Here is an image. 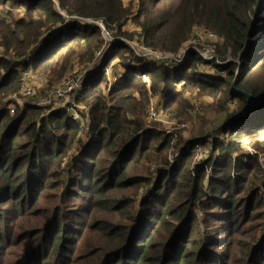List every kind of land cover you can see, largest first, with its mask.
Returning <instances> with one entry per match:
<instances>
[{
  "label": "trees",
  "instance_id": "trees-1",
  "mask_svg": "<svg viewBox=\"0 0 264 264\" xmlns=\"http://www.w3.org/2000/svg\"><path fill=\"white\" fill-rule=\"evenodd\" d=\"M130 19L136 40L145 47L184 53L166 67L135 56L126 45L133 37L122 30ZM96 21L102 22L111 42L92 24ZM194 27L221 40L223 64H212L216 74L205 70L209 63L196 47H185ZM226 55L235 62L228 63ZM71 58L86 70L75 100L87 109V123L80 127L65 111L44 116L47 107L32 103L12 116L4 117L0 110V204L21 215L30 200L41 201L46 181L55 175L56 187L65 186L69 198L80 202L76 218L92 209L123 213L138 202L121 243L106 254L119 260L102 264H223L222 253L226 260L235 245L228 238L240 230L254 206L264 209V201H256L260 190L235 200L252 190L254 170L241 139L264 133V99L242 113L246 99L239 92L256 97L264 91V0H139L135 14L120 0H0V103L23 84L27 71L50 80L62 78ZM114 60L121 62L122 72L106 92L105 71ZM177 85L184 92L211 91L204 94L212 97L222 89L234 109L219 130L188 139L171 163L167 150L172 136L160 139L146 128L142 112L137 120L128 119L124 104L133 90L145 92V97L160 92L167 109L182 100ZM72 145L74 154L64 161ZM198 149L207 150V157L192 168ZM17 151L22 154L17 156ZM262 185L264 189V180ZM134 192L135 200L130 197ZM116 193L123 198H114ZM210 206L214 210L206 214L204 208ZM200 208L202 216H197ZM237 208H245L246 214ZM59 219L61 226H52L54 233L46 240L51 244L48 260L55 262L43 264H65L68 231L75 229L66 225L64 216ZM7 220L0 211V224ZM250 245L251 258L264 248V235ZM246 249L239 248L240 254ZM39 257L20 255L19 260L39 264ZM263 263L261 256L257 264Z\"/></svg>",
  "mask_w": 264,
  "mask_h": 264
},
{
  "label": "rangeland",
  "instance_id": "rangeland-1",
  "mask_svg": "<svg viewBox=\"0 0 264 264\" xmlns=\"http://www.w3.org/2000/svg\"><path fill=\"white\" fill-rule=\"evenodd\" d=\"M120 1L124 6H131L132 12L135 14L139 0ZM200 29L201 28L198 27L193 28L192 34L185 47L187 45L196 47L195 50L209 63L208 66L204 67L205 70L216 74L217 71L212 64H223L220 62L221 55L224 54L221 40L213 42L204 37L203 34L197 36L196 33L199 32ZM122 30L131 34L133 37L129 42H126V45L130 47L131 45L137 44V35L133 33L136 31H132L125 26ZM183 51L184 49H181L177 54H173L174 57L179 58L184 53ZM157 54L165 55L166 53L160 52ZM170 55L173 58V55ZM225 57L228 59V63H230V61L233 63L235 62L230 56L226 55ZM120 63L114 60L105 71L106 83L104 86L106 89L104 90H106V92L107 89H110L112 85L116 83V79H118L122 72L119 66ZM236 66L238 67V65ZM85 71L84 66L74 58H71L69 68L62 78L50 80L49 77L44 75H37L27 71L28 76L23 78L22 85L31 89V95L26 96L23 93L22 85H20L16 91L2 99L0 110L3 111L4 117L12 116L8 112L9 106L15 108L14 114H16L26 103L35 104L45 102L52 97L54 90L65 79L82 77ZM237 72L238 68L236 74ZM219 74L223 78L226 77L225 72ZM234 84L235 80L231 84L232 90L235 87ZM181 88L182 85L176 86V91L180 94L182 100L179 99L172 102L171 106L167 109L164 107L165 96L160 92L152 95L148 90L146 97L145 92H139L137 90L131 91L126 104H124V106L129 109V114L126 115L128 119L135 121L142 112L143 123L146 128L150 129L152 132L159 133L160 139L164 136H172L170 138V146L167 150L171 163L175 161V158L179 157L180 147L184 145L188 139H191L192 136H199L204 130H219L220 124L226 117V114L232 112L234 109L233 102L225 101L226 95L222 89L216 91V95L212 97L211 95L204 94L211 91L203 92L202 90L190 88L184 92V90L181 91ZM77 91L78 90L57 98L59 102L46 106L47 110L44 112V116L51 114L53 111H65L73 116L74 120L80 124V127L84 128L88 118L87 109L76 102L75 98ZM106 92L104 96H106ZM145 99H147L148 103L146 105H144ZM156 104L160 106L158 117L149 119L147 116L149 106H155ZM241 141L243 152L249 157H253L252 164L254 165V170L250 173L252 190L236 197L235 200L237 201L241 197L246 199L247 197L245 196L250 194L251 191L260 190L261 194L256 199L259 203L264 201V189L262 185L264 180V133L259 132L255 134L254 137H249L248 139L242 138ZM74 148L75 147L72 145L64 161L72 158ZM17 154V156H20L22 152L17 151ZM4 157L6 158V155H4ZM206 157L207 150H204V153H202L201 149H198L193 157L192 168ZM53 167H57V164H54ZM208 173L209 167L206 168L205 175ZM192 176H195V173ZM57 181V176L52 175L45 183L41 201L35 204L34 200H30L26 210L19 216L10 213L9 210L11 206H9V204H0L1 214L8 218L6 225L0 224V233L3 237V241L0 242V261H4L3 264H27L21 259L19 260L20 255H26L32 259L40 256L37 259L39 264L55 262L53 258L48 260L49 256H51V244L47 243L46 240L54 233L52 226L57 224L58 227L61 226V219H59L61 216H64L65 220H62L66 222V225L69 224L75 229V231H68L71 241H66L65 264H102L103 260L109 263L111 260L119 258L117 256L106 257V254L109 253V250L116 244L121 243L120 241L123 239L122 231L127 230L131 226L133 211L138 202H136L130 210H125L123 213H112L106 210L98 211L92 209L90 214L77 213L79 218H76L74 212L75 210H80V202L69 198L70 192H65V186L56 187L58 185ZM224 190L225 188L221 193H223ZM142 193L143 191L139 192V196ZM134 195L135 192L130 195L133 200H135ZM125 196L129 197L127 193ZM114 198L121 199L123 195L116 193ZM74 205L75 207H73ZM254 207H256V209L255 211H250L249 218L242 220V223H244L240 230L237 233H233L228 238V240H233L232 244L233 242L235 244L234 250L230 252L229 249L228 251L226 257V260L229 262L228 264H257L261 256L264 260V248L262 247L257 249V253L250 258L251 252L253 251L250 245L252 239L255 237L256 240L259 241L264 235V209L259 208V205ZM213 210V206L204 208V212H207L206 214H210L208 212ZM236 211L241 215L246 214L245 208L244 210H242V208H237ZM196 214L197 216H202L201 208L196 210ZM206 216L207 215H205V217ZM209 220V222L212 223L211 219ZM215 236L219 237L220 235L216 233ZM239 248L247 249L243 250L240 254ZM248 250H250V254H247ZM210 253L211 251L208 250L206 254L210 255ZM221 259L223 264H227L225 253H222Z\"/></svg>",
  "mask_w": 264,
  "mask_h": 264
},
{
  "label": "built area",
  "instance_id": "built-area-1",
  "mask_svg": "<svg viewBox=\"0 0 264 264\" xmlns=\"http://www.w3.org/2000/svg\"><path fill=\"white\" fill-rule=\"evenodd\" d=\"M92 24L96 25L99 28L101 35L104 38L105 42H111V37L108 34V32H106L102 22L96 21V22H93ZM126 27L130 28L131 30H134V26L132 24L131 19L127 21ZM202 34L204 37H206L207 39H209L210 41H213V42L217 41V39H218L213 33L206 32L202 29H200V31L196 33L197 36H201ZM129 49H131L133 51V54L135 56H140V57L152 60L155 63H157L158 65H161L164 67L171 66L175 61L174 59H177L174 56L172 58L170 54L169 55L168 54H165V55L157 54L160 52L150 50L149 48L145 47L139 40H137V44L131 45L129 47ZM24 76L26 77V74H24ZM81 82H82L81 76L76 77L74 79L73 78L65 79L54 90L51 98H49L45 102L35 103V105H38L41 107H46L48 105L55 104V103L59 102V100L57 98L63 97L64 95L70 94V93L78 90L81 86ZM22 90L26 96L31 95V89L28 88L27 86L22 85ZM8 112L10 115H13L15 112V108H13V106H9ZM159 112H160V106L158 104H156L155 106L150 105L149 109L147 111V116L149 119H155L158 117Z\"/></svg>",
  "mask_w": 264,
  "mask_h": 264
},
{
  "label": "water",
  "instance_id": "water-1",
  "mask_svg": "<svg viewBox=\"0 0 264 264\" xmlns=\"http://www.w3.org/2000/svg\"><path fill=\"white\" fill-rule=\"evenodd\" d=\"M246 99V106L244 107L242 113L247 112L250 109H254L257 106H259L263 99H264V91L261 92L259 95H257L256 97H253L252 95L246 93V92H242L239 91Z\"/></svg>",
  "mask_w": 264,
  "mask_h": 264
}]
</instances>
